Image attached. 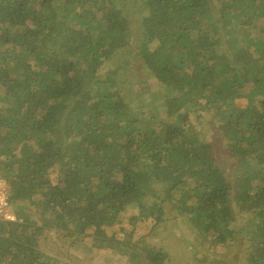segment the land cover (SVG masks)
Listing matches in <instances>:
<instances>
[{
  "label": "trees",
  "instance_id": "1",
  "mask_svg": "<svg viewBox=\"0 0 264 264\" xmlns=\"http://www.w3.org/2000/svg\"><path fill=\"white\" fill-rule=\"evenodd\" d=\"M0 177V264H264V0H0Z\"/></svg>",
  "mask_w": 264,
  "mask_h": 264
},
{
  "label": "rangeland",
  "instance_id": "2",
  "mask_svg": "<svg viewBox=\"0 0 264 264\" xmlns=\"http://www.w3.org/2000/svg\"><path fill=\"white\" fill-rule=\"evenodd\" d=\"M234 36H232L233 38ZM140 41L136 40V43H135V46L137 44H139ZM133 63H135L136 65H142L143 62L141 60V58H137V57H134L133 58ZM113 67V64L111 63H107V65L104 67V69L102 70L101 73H106L107 71H109L110 69H112ZM148 86V84H147ZM161 86H152L150 87V89L152 91H154L156 93V95H159V97H161V99L158 101V104H159V107L161 106V104H163V106L165 105V102L164 100H162L164 94H165V90L160 88ZM145 89V87H143ZM166 195V189H165V186H161L160 187V192H159V200L158 202H160V199H162L163 197H165ZM1 198H4V194L3 193H0V199ZM9 208V207H8ZM177 209V210H180V205L179 204H175L173 206H171L169 203H166L165 206H164V211H165V215H164V218L167 220L168 219V224H164V226L162 227V229L159 231V237L163 236L165 237L166 235L169 234V229H174L175 231H177V227H176V223L171 219L169 218L170 217V214L171 215H174V210ZM9 218L10 219H15L16 218V215H14L13 213L10 212V208H9ZM149 221H152V222H156V220L152 217V216H149ZM182 227L186 228L187 227V224L185 222H179ZM172 224V226H170ZM187 229V233L188 236L190 237L191 235V229L189 228H186ZM183 230V229H182ZM109 233H111V230H109ZM166 241H170L169 244H160L159 243V239H157V241H154L156 242L157 245H159L160 247H163L164 249H167L168 246L170 245L171 243V239H166ZM194 244H195V241L193 240ZM83 245L84 244H80V243H77L76 245L74 244H71V243H68V245H66L65 247L68 249V255H71V258L73 261H76L78 264H135L136 262V259L133 255H131L130 253H128L127 251H125V249L121 248L118 252H116L115 254L111 251H107L109 252L110 254H107L106 256H102V255H98V257H90L88 256V254H84L83 253ZM195 245L193 246H190V247H193L194 248ZM190 247H187L185 248L184 246L182 245H178L176 243V248L175 247H171V252L173 253V257H172V260H171V264H200V263H203L202 261L200 260H197V261H194L193 262V259H192V262L188 260V255L189 256H193L194 254H192L191 250H190ZM195 249H197L200 254L202 255H205L208 253V249L204 246H195ZM67 257V254H64V258L62 259V261L65 263H68L66 261V258ZM203 257V256H202ZM81 262V263H80ZM85 262V263H83ZM207 264H210L209 262H207ZM234 264V263H233Z\"/></svg>",
  "mask_w": 264,
  "mask_h": 264
},
{
  "label": "built area",
  "instance_id": "3",
  "mask_svg": "<svg viewBox=\"0 0 264 264\" xmlns=\"http://www.w3.org/2000/svg\"><path fill=\"white\" fill-rule=\"evenodd\" d=\"M3 191H4V183L0 182V193H3ZM0 217H2L3 219H10L7 196H5V194H4V198L0 199Z\"/></svg>",
  "mask_w": 264,
  "mask_h": 264
},
{
  "label": "clouds",
  "instance_id": "4",
  "mask_svg": "<svg viewBox=\"0 0 264 264\" xmlns=\"http://www.w3.org/2000/svg\"><path fill=\"white\" fill-rule=\"evenodd\" d=\"M0 182L4 183V191L3 193L5 194V196H7L8 193H13V189H12V184L7 181L5 178L0 177ZM7 202H8V197H7Z\"/></svg>",
  "mask_w": 264,
  "mask_h": 264
}]
</instances>
